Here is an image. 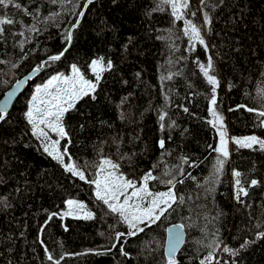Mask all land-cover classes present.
<instances>
[{
	"label": "trees",
	"instance_id": "obj_1",
	"mask_svg": "<svg viewBox=\"0 0 264 264\" xmlns=\"http://www.w3.org/2000/svg\"><path fill=\"white\" fill-rule=\"evenodd\" d=\"M14 2L22 7H0V16L14 21L1 26L0 97L30 71L41 73L0 121V264H52L49 254L60 264H166L165 230L172 224L183 225L186 233L177 264H200L212 250L205 245L214 239L220 247L212 264H264V238L257 239L264 233V150L231 142V137L250 135L264 139L259 126L264 118L247 111L264 110L258 96L264 90V0H189L181 20L167 5L156 10L159 0H93L87 8L86 0L63 6L51 0ZM80 11L83 17L76 15ZM54 13L59 15L45 23ZM78 18L68 44L64 34ZM184 20L199 27L204 45L184 35ZM32 25L38 31H28ZM61 51L60 60H49ZM209 57L214 65L210 74L219 81L216 111L229 134V157L215 183L209 181L219 135L208 123L213 119L208 111L211 85L199 67ZM100 58L106 70L95 92L63 118L67 137L60 148L68 149L65 162L84 172L81 181L44 151L25 111L33 84L73 65L95 82L90 64ZM109 60L111 69L106 68ZM160 114H165L163 130ZM102 158L136 182L150 170L157 177L170 170L184 180L175 186L184 203L144 232L116 240L127 226L95 199L94 185L87 182L95 179ZM234 170L248 191L239 203ZM253 179L258 183L250 186ZM150 189L163 192L168 186L150 181ZM68 200L84 204L93 218L62 217ZM225 246L237 255L223 252Z\"/></svg>",
	"mask_w": 264,
	"mask_h": 264
},
{
	"label": "snow or ice",
	"instance_id": "obj_2",
	"mask_svg": "<svg viewBox=\"0 0 264 264\" xmlns=\"http://www.w3.org/2000/svg\"><path fill=\"white\" fill-rule=\"evenodd\" d=\"M60 3L62 6L64 3H71V0H51V3ZM205 0H201L204 3ZM93 0H86L83 7L87 8L91 5ZM13 5L17 9L22 6L19 3H15L14 0H0V7L7 8ZM163 5H167L171 8V15L175 20H181L184 16V10L189 7V0H159L156 10L163 11ZM26 15H32L27 9L24 10ZM59 13L50 14L44 18V22L54 20ZM78 17H83L85 13L80 11L76 13ZM195 15V13H193ZM13 19L0 16V26L12 25ZM204 23L207 25L209 19L207 14L204 17ZM80 24V19H76L64 34L66 43L71 44L73 41V30ZM4 31L3 27H0V33ZM28 31H38L36 25H32L28 28ZM184 35L189 38L190 42H197L200 45H204L205 41L201 35L199 27L190 20H184ZM23 35L24 33H20ZM64 51H67L65 49ZM64 51L59 54L49 57L51 61H58L64 55ZM91 70L95 75V82L86 79L80 72L76 65L72 66V75H54L45 84L37 86L35 93L32 96L25 117L27 123L31 126L32 135L42 141L44 151L56 160L58 163L64 166L65 171L71 173V175L78 177L81 181H85L86 177L84 172L80 171L73 163H65V156L68 155L67 147H64L63 152L60 151V140L67 137L63 118L66 113L72 110L77 101L85 96L94 93L96 87L101 80V73L105 71L103 58L93 60L91 62ZM200 71L206 78L207 83L211 85V98L209 101V113L213 117L208 123L216 128L219 135V143L213 149L218 154L216 163L214 165V171L210 178V183H215L219 180V174L223 171L224 165L229 157L228 143L229 138L227 130L223 123V117L216 111L217 97L216 89L219 81L217 77L210 74L214 71V65L212 59L209 57L207 64H200ZM107 69L112 68V62L109 60L106 65ZM171 79V76L167 77ZM259 98L264 101V90L258 92ZM95 97L93 96V99ZM239 107H246L240 105ZM231 110V109H230ZM188 111L187 108L184 109ZM249 112H256L258 118H264V110L258 111L254 108H247ZM7 113V102L0 105V121H4ZM161 130L165 128V114L159 116ZM260 127H264V119H260ZM55 133L58 139L52 140L49 133ZM231 142L240 148H253L254 145H258L260 150H264V139H260L255 135L245 136L242 138L231 137ZM159 147L163 149L165 147V141L161 139L159 141ZM71 157L69 156V160ZM183 162H187L185 158H181ZM97 171L95 173V179L88 180L87 182L94 185V196L97 201H100L107 207L111 214L119 217L121 223L127 226V233L118 232L116 234V240H120L125 235L128 237H134L138 233L144 232L145 228H150L152 225L161 221L162 217H165L174 211V205L183 204L184 196L178 195L175 191L177 183H184L183 179H177L176 175L170 170L165 171L162 177L153 175L150 170L147 172L139 182L126 178L125 175L119 172V165L114 163L111 159L102 158L99 164L96 166ZM180 175L183 176V170L180 169ZM241 173L239 171H233L234 183H235V198L237 202H241L242 196H247L248 191L242 185L240 179ZM167 177V178H165ZM191 178V177H190ZM159 180L168 186L167 191L154 192L150 189V181ZM257 180H251L250 186L257 185ZM211 191V189H209ZM68 210L62 214L63 216H75L76 218L92 219L93 213L85 210V205L78 203L74 200H68ZM55 215V214H52ZM51 219V216L49 217ZM183 225L176 226V229L182 228ZM264 238V233H260L257 239ZM182 242V233L179 230H174L170 240L169 246L165 253L166 264H177L176 252ZM248 242L241 245V248L245 247ZM206 247L212 249L208 255L200 261V264H212L213 256L216 248L220 247L217 240H213ZM112 247H116L115 244ZM223 252L229 253L232 256L237 255V252L229 247H223ZM47 251V250H46ZM123 255H127L124 252L123 247L120 248ZM47 259L52 264H60L58 260H55L52 255H47Z\"/></svg>",
	"mask_w": 264,
	"mask_h": 264
},
{
	"label": "water",
	"instance_id": "obj_3",
	"mask_svg": "<svg viewBox=\"0 0 264 264\" xmlns=\"http://www.w3.org/2000/svg\"><path fill=\"white\" fill-rule=\"evenodd\" d=\"M40 73H41L40 69H34V70L30 71L29 73H27L23 77L16 80L10 86V88L0 97V105L7 102V113H6V115L10 111L15 100L26 90L28 82L31 81L33 78H35ZM176 226H180V224H172V225H169L166 227L165 242H164V246H163L164 255H165L166 250L169 246V240H170V237H171L174 230H179L182 233V242L180 243V245L177 249L176 255L181 250V248L184 244V241L186 238V233L184 231V228L182 227V228L176 229Z\"/></svg>",
	"mask_w": 264,
	"mask_h": 264
},
{
	"label": "rangeland",
	"instance_id": "obj_4",
	"mask_svg": "<svg viewBox=\"0 0 264 264\" xmlns=\"http://www.w3.org/2000/svg\"><path fill=\"white\" fill-rule=\"evenodd\" d=\"M91 65V64H90ZM90 70H91V67H90ZM91 72H92V70H91ZM93 73V72H92ZM54 75H68V76H71L72 75V67H70L69 68V70H68V72H66V73H62V72H57V73H53V74H51L45 81H43V82H40V83H35V84H33L32 86H31V88H32V90H31V93H30V95H29V98H28V101H27V108H28V104H29V102H30V100H31V98H32V96L34 95V93H35V89H36V87L37 86H41V85H43V84H45L49 79H51V77L52 76H54ZM95 76V75H94ZM26 111H27V109H26ZM25 111V112H26ZM30 128H31V126H30ZM228 134V133H227ZM49 135H50V138L52 139V140H55V139H58V137L56 136V134L55 133H49ZM228 136H229V134H228ZM40 140V139H39ZM61 141V140H60ZM40 142H41V144H42V141L40 140ZM229 144V143H228ZM43 146V145H42ZM60 151L61 152H63V150H61V148H60ZM66 163V162H65ZM69 163H70V161H69ZM60 164V163H59ZM61 165V164H60ZM63 166V165H62ZM74 201H76V202H78V203H80L79 201H77V200H74ZM68 210V207H67V203H66V205H65V209L62 211V213L61 214H63L64 212H66ZM63 217H72V218H76L75 216H63Z\"/></svg>",
	"mask_w": 264,
	"mask_h": 264
}]
</instances>
